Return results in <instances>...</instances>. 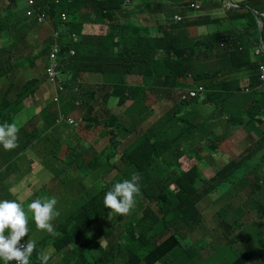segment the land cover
Segmentation results:
<instances>
[{
    "label": "trees",
    "instance_id": "16d2710c",
    "mask_svg": "<svg viewBox=\"0 0 264 264\" xmlns=\"http://www.w3.org/2000/svg\"><path fill=\"white\" fill-rule=\"evenodd\" d=\"M35 1L38 11L49 16V25L40 27V32L47 36L39 56L47 61L50 46L54 43V30L60 33L67 48L75 49L76 53L61 67L62 76L66 78L62 84L66 90L60 93L59 103L53 100L41 111L43 120L40 119V122L44 128L36 127V123L31 132L22 129L21 134L24 136L15 148L17 151L4 149L0 167L1 163L7 161L5 166H9V159L15 154H18L14 157L18 163L20 160L26 162L27 154L35 149L41 163L49 168L55 178L51 187L58 184L61 189L66 190L70 186V181L66 182L67 173L84 176L85 172L103 165L109 167L108 173L113 170L115 175L101 187L90 189L83 186L85 193L82 192V195L72 201V206L77 202L76 207L79 209L51 221L61 224L55 230L60 235L49 234L37 244L30 264H41L36 259L46 245L52 247L55 253L52 257L60 256L51 264H80V261L81 264H195L202 260L201 252L204 249L202 244H197L198 241L207 242V246L211 241L214 250V254L210 252L212 258L228 264H264V227L261 225L264 224V153L259 164V159L249 163L246 159L230 160L227 163L212 159L213 164H219L220 171L211 179L207 178L199 165L204 164L209 157L229 156V153L220 151L224 138L218 134V130L227 134L232 132V128L244 130L245 127H250L247 130L249 133H261L264 120L253 118L244 127L240 124V118H236L241 117V111L245 109L246 103L243 100L246 101V95L239 80L233 88L234 81H245L247 75H237L231 71L229 75H225L221 70L223 84L218 83V86H225V89L222 88L225 91L223 95V92L215 94L211 78L204 73H194L192 69V62L199 58L206 60L212 54L221 63L226 56L232 59L231 63L235 59L239 63H245L248 58H253L252 49L248 40L233 38L230 42L229 38L218 32L202 38H191L193 30L216 25V22H178L174 20L175 16L167 15L166 12L177 8V13H180L179 8L184 10L186 6L198 2L202 8H207L218 3L217 0H143L146 3H142V6H134V0H128L129 4L127 0ZM20 2L23 3L22 0H0V39H5L8 43L9 54L18 45L17 42L22 43L26 37L30 39L34 29L38 28L36 19L25 12L21 14L26 8L24 6L23 9H18ZM222 2L223 0L220 3ZM176 3L184 5L173 8ZM6 5V9H3ZM245 6L248 9L238 13L237 18L248 20L249 27L255 30L256 21L251 9L264 14V0H249L242 4L244 9ZM62 14L67 16L65 21L61 19ZM184 15L189 16H181ZM93 16L92 22L90 19ZM87 22L101 25L102 33L84 36L83 26ZM103 32L106 34L103 35ZM72 33H75L77 43L70 37ZM262 41L264 42V30ZM39 42L38 38L35 42L37 47L40 46ZM37 47L32 45L31 49ZM84 48L87 49L86 52ZM218 50L219 52H215ZM4 51L5 48L0 50V80L8 79L12 69ZM259 60L254 67L249 65L255 72H252L247 87L257 89L264 85L259 79L264 60L262 57ZM22 61L24 62L23 59ZM86 73L102 78L104 76L107 81L96 83L91 87L92 92H78V79ZM212 75L215 76V73ZM128 77L130 84L127 83ZM46 80V75H43L26 81L14 101H8L6 97L1 99L0 95V117L9 121L12 115L18 114L23 102L34 97ZM85 85L87 86L86 83ZM200 87L205 89L204 94L197 98L189 96L193 89ZM150 90H155L157 94L156 103H166L172 99L171 92L174 90L180 95L179 98L184 96L186 100H181L179 108L168 115L164 124L148 133H141L138 128L147 118L144 113L133 115L132 112L141 102L148 109L151 108V104L144 100V94ZM164 90L170 91L165 97L162 92ZM66 91H72L77 98L66 97ZM261 94L264 96V90ZM78 100L79 106L75 104ZM199 104L211 106L206 110L205 119L196 118L199 123L190 122V117H179L184 108L185 113H193V106ZM253 104L256 105L248 108L247 113L263 115L261 103ZM120 105L128 106L125 113L131 117V128L123 126L120 118L109 111L112 106ZM60 112L65 116L77 113V131L85 132L103 126L110 135L109 148L98 150L93 143L86 139L79 140L74 133L78 142L70 141L68 153L57 155L60 141L47 132L58 128L55 123ZM64 125L69 129L65 123L59 127ZM45 129L49 130L45 132ZM197 130L200 131L195 153L198 164L185 172L179 161L184 158L182 149L186 145L180 140L193 135ZM121 131L124 132L125 139L132 134L137 138L128 149L119 152L121 142L118 141V134ZM158 133L161 137L152 140ZM256 137L264 140V133ZM255 141L253 139L252 144ZM190 148H187V153ZM262 148H255L251 157ZM235 156L238 155L235 153ZM115 158H118L117 161H114ZM7 172L8 170L0 171L1 192L9 188L6 183ZM133 172H138L141 177V194L135 198V207L126 215L113 214L109 220L110 209L104 207V195L116 182L130 179ZM37 197L39 196L36 194L34 199ZM194 232L196 238H200L196 242H193L192 236H188V233ZM212 232L216 234L213 236ZM100 238H105L102 247L99 244ZM176 250L183 255L168 261L167 258L173 256ZM208 255L207 252L206 256Z\"/></svg>",
    "mask_w": 264,
    "mask_h": 264
},
{
    "label": "crops",
    "instance_id": "0c3cea01",
    "mask_svg": "<svg viewBox=\"0 0 264 264\" xmlns=\"http://www.w3.org/2000/svg\"><path fill=\"white\" fill-rule=\"evenodd\" d=\"M248 1L249 0H231V3H233L236 6H239L241 3H244V2L246 3ZM217 2L218 3H216V4H218V5H216L214 3L210 6L207 5L208 6L207 8H203L204 12H202L200 14L195 13L196 14L195 20L200 18V17H209L210 19L209 18L205 19L206 20L205 23H210V22H212L211 20L213 19V20H216V21H214V22H216V25H212V26H219L223 23L221 20L227 19L228 21H230L227 24V29H228L229 33L228 34H222L221 36L227 37L229 39H233L237 34H243L244 36L247 37L248 35L255 33V35L258 36L257 29L254 31L253 29L247 27V20H244V23L236 22V20H235L236 18L232 17L230 15V12H228L224 8L223 9L220 8L219 3L221 2V0H217ZM138 4L141 6L140 0H134V6L138 5ZM198 4L201 5L200 2H198ZM136 9H138V7H136ZM166 12H167V15L175 16L177 14L178 10H177V8H175L173 10H166ZM220 16H223V17L219 18ZM144 18H145V16H144ZM140 19L143 20L142 18H140ZM87 25H89L88 22L85 23L83 26V35L84 36L85 35L95 36L93 34H86L84 32V29ZM212 26H204V27H201L199 29L193 30V32L191 33V38H196L197 36L202 38V37H205L211 33H214V32H212V29H211ZM216 32L220 33V31H216ZM103 33H105V32H103ZM83 50H84V52H86L87 49L84 48ZM215 52H219V50L215 51ZM220 52H222V51H220ZM252 53H253V58L252 59L248 58L245 63H239V61L237 59H235L231 63L232 59L229 56H226V59H224V61L221 63L220 60L215 57V54H212V56L210 58H207L206 60L203 58H199V59L195 60L194 62H192V69H193L194 73H204L208 76L209 79L210 78L212 79L211 82H212V85L214 87L213 88L214 92H216L217 89H219V90H223L222 88L225 89V86L224 87L218 86V83L223 84L222 74L220 72L221 70L223 71V73L225 75H229L230 74L229 71H231L237 75H247L245 81L242 79H235L234 86H233V88H234L238 84V80H239V85L243 86L245 88L243 90V92L246 95V101H245V99L243 100L246 103L244 106L245 109L241 111L242 112L240 115L241 117H239V116L236 117V118H240V121H241L240 124L244 125V127L248 123V121L252 120L253 118H261L262 120H264V113H262L263 115H261V114L257 115V113H254L251 115V114L247 113V111H246L248 108L254 107L256 105V104L254 105L253 103H261V105H262L261 110H263V108H264V96H263V94H261L264 89L258 90V89H254L252 87L246 86V84L248 85L250 83V79L252 78L251 77L252 72H255V70L251 69L249 65L250 64L253 65L254 63L260 61L258 59L260 56L256 55V50L253 51ZM263 60H264V58H263ZM213 73H215V76L212 75ZM3 79H7V78H3ZM3 79L0 80V88L3 84H5L3 82ZM140 80H141V78H140ZM105 81H107V80L104 78V76L102 78L101 76H98V75H92V73L83 74L80 77V79H78V82L83 83L84 85L86 83L87 84L86 87L88 89L90 88L89 90L91 92H92L91 87L97 85L96 83H104ZM20 88L17 89L16 94L18 93ZM41 88L42 89L47 88L46 92H48L50 95L49 100H47L46 102L42 101V98L45 96L46 93L44 95H42L41 93L36 94L34 97L26 99L23 102V107L25 109L26 114L28 116H30L28 118V121L30 119H32L33 117H35L36 120L34 121V125L37 123L36 127L43 129L44 126L40 122V118H41L40 114H41L42 109L45 108L46 106H48L49 103H51L54 100L55 91H54L53 86H51L49 83H44ZM149 92H150L149 94H148V92H146L144 94V100L147 102V104H149V105L151 104V108L148 109L146 107V105H143V106H144L145 111H146V114H144L147 118V120H145L146 124H150L151 126L146 128V129L145 128L142 129L144 131V133H148L149 130H155L156 124H158V126H160L166 120L168 115L176 109V106H177L176 102L156 103L155 100H157V94H156L155 90H150ZM0 95H1V99H3L4 97L7 98L6 94L4 96H2V94L0 93ZM153 95H155L154 99L152 98ZM10 99H11L10 97H9V99L7 98L8 101H14V100H10ZM40 99H41V102H40ZM158 104H159V106H157ZM141 105H142V102H141ZM167 107H169L168 112H167ZM183 107H180V108H183ZM177 108H179V107H177ZM193 108H194L192 111L193 113H191V116H190V119H191L190 122L196 121L199 123V121L196 120V118L198 117L200 119H205L207 116L206 110L211 108V106L209 104L206 106L199 104L198 106H193ZM127 109H128V106L126 105L124 108L123 114L120 116L126 115L127 127L129 128L130 127L129 121H131V117L127 116V114L125 113V111ZM30 110L32 111V113H30ZM109 111L111 112V110H109ZM182 112H185V111L182 110ZM113 115L114 116L116 115L117 117H119L116 113H114ZM70 116L77 119V113L76 112H73ZM158 117H160V118L158 120H156ZM16 119H20L21 122L17 123ZM28 121H27V123H28ZM5 122H8V123L16 122L17 123V125L19 127V133H18V144H19L20 139L23 138V136H24V134H21V130L27 129V123L25 124L24 120H23V111H21L20 113H18L16 115H12L10 117L9 121L7 118L0 117V124H3ZM65 126L66 125L58 127L57 129H54L52 131L49 130L47 132V134L53 133L60 141V147H59L58 152L56 153L57 155H66L68 153V146L71 144L70 141H73L74 143L78 142L77 138L73 136L74 133L79 138V140L86 139V141L93 143L94 146L98 150H106L110 146V143H111L110 142V135L108 133H106V129L101 125L97 129H93V130H89V131H85V132L79 131V130L77 131V130L70 128V127H69V129H67ZM143 126H145V124L142 125V127ZM237 129L238 128H232V132L227 133V134L223 133L222 131H218V134H221L222 136L227 137V136H230L232 133L238 131ZM262 129L263 130L261 131V133H264V125L262 126ZM244 132H245V136L242 137L241 140H239L238 144L236 145V149L234 148L235 149L234 151L231 150L230 152H228L229 156H222L221 155V156H218V158L210 157L208 159V165L212 159H215V161L223 160V162H226V163L230 160L242 161V159H246L248 163L251 162L250 158H251L252 154L247 155V157L246 156L242 157V156L244 155L246 150L250 151V153H253L255 148H258V147L262 148V146H264V140H262L259 137H256V136H261V133L258 131H255V132L251 131L249 133V132H246V130L244 129ZM124 135L125 134L123 131H121L118 134V141H120L121 143H122V140H125ZM160 137H161V135L158 133L157 137L156 136L152 137V140L159 139ZM199 137H200V131H198V130L195 131L193 133V135L190 134V135L186 136V138L188 140L184 139V141H185L184 144L186 145V147L183 148L182 151L185 152V151H187L188 147H191L188 150V153L189 152L196 153L197 148H198ZM128 138H136V137L134 134H132L131 137H128ZM253 139L256 140L254 142V144H252ZM120 148H121V145H120L119 149ZM13 151H17V149L16 150L13 149L11 152H13ZM32 151H33V159H32L33 162H30V164L32 166L31 171H33V170L35 171L38 169V167H40L41 170H43L45 172L44 173L45 176L50 177V178H48V182L46 183L45 186L39 187L38 190L36 192L34 191V194H32L33 199L36 196V194L39 196L37 198H43L44 196H41L38 193L39 192L42 193L44 188L45 189L51 188V182H52L51 180L54 178V176L51 174L49 168H46L41 163V161L39 160L40 158L37 157L34 150H32ZM4 152L5 151H4L3 146L0 145V157H2L4 155ZM188 153H187V155H189ZM228 153H226V154H228ZM235 153L238 156H235ZM233 154H234V156H233ZM149 155H150V151H148V153H147L148 158H149ZM15 156H18V154L13 155L9 159V162H11V164L8 166V172L6 175V183L9 185V188L3 189L2 192L0 191V200H4V199L12 200V199H16L17 196H19L20 199L23 200L22 197L20 196V194L24 195L23 197H28L29 193L27 191L33 193V191L30 189V187L26 183V181L19 182L22 178L23 179L28 178L29 176L26 177L25 173H23L21 171V167H22L21 165H23L25 162L23 160H20V163H18L16 160H14ZM27 157L28 158L30 157L29 153L27 154ZM240 158H241V160H238ZM115 159L117 160L118 158H115ZM258 159L260 162L263 160L262 156ZM206 162L204 163L205 165H206ZM6 164H8V161L6 163H1V167L5 166ZM35 164H36V166L34 167ZM43 168L44 169L46 168L45 169L46 171ZM160 176L161 175H159V177ZM10 188L15 189V193L10 192L9 191ZM24 190H26V192H24ZM29 228H30L29 237L26 240H25L26 236L24 238H22V240H21L22 244L25 243L29 238L35 242V237L32 233L34 231V227L29 225ZM43 239H41V240L39 239L38 242H35V244L36 245L39 244ZM53 254H55V253H53ZM52 255H51V259L48 261V264H51L52 262H55V259L57 261L60 258L59 255L53 256V257H52ZM36 260H39V259H36ZM0 264H3V262L0 261Z\"/></svg>",
    "mask_w": 264,
    "mask_h": 264
},
{
    "label": "rangeland",
    "instance_id": "374dc122",
    "mask_svg": "<svg viewBox=\"0 0 264 264\" xmlns=\"http://www.w3.org/2000/svg\"><path fill=\"white\" fill-rule=\"evenodd\" d=\"M2 1H6V0H2ZM23 1V0H22ZM8 3V1H7ZM127 3L129 4V1L127 0ZM142 3H146L145 1L141 0V6ZM1 4L3 5V2H1ZM180 4L184 3H177V4H173V8L175 6H178ZM13 6V5H11ZM6 6H3V9H6ZM14 7V6H13ZM24 8V2L21 3L18 7V9H23ZM166 9H169L168 7H166ZM25 10H23L21 12V14H24ZM179 12L184 13L185 10H183L182 8H179ZM230 15L232 17H236V22L238 23H244V20L246 19H242V18H237L238 13L236 11H232L230 13ZM223 16H220L219 18H221ZM93 17H91L90 21L93 22ZM175 21H178L174 18ZM226 20V21H225ZM212 22L216 21V20H211ZM223 23L219 26H213L212 28V32H216V31H220V35L222 34H228V29H227V24L230 22L227 19H223L221 20ZM225 21V22H224ZM232 23V22H231ZM89 25H87L84 29V32L86 34H93V35H100L102 33V29L103 27L101 25H91L90 22H88ZM233 24V23H232ZM247 27H249V21L247 20ZM250 28V27H249ZM259 28V25L256 23V29ZM41 28H35L30 39L29 38H25L23 40L22 43L17 42V46L14 48V50L12 51L11 54L8 53V43L5 42V39H0V50H2L3 48H5L4 51V55L6 58H8L10 60L12 69L10 71V74L8 76V79H3V82L5 84H3L0 88V93L2 94V96H4L6 94L7 98L9 99V97L11 98L10 100H14L16 97V92L17 89L20 88L26 81L32 79L33 77H37V78H41L43 75H45V68H46V62H44V58L39 56V52L42 49V44L44 43V40L46 38V34L43 32H40ZM40 32V33H39ZM39 34V35H38ZM105 33H103V35H105ZM38 36V37H37ZM38 38L40 39L41 42H39L40 46L37 47L35 42L36 40H38ZM35 45L34 50L31 49V46ZM29 56V58L27 59V57ZM22 59L24 60V62L22 61ZM29 60H31L29 62ZM33 64V65H32ZM61 79V78H60ZM64 79L66 80V78L64 77ZM48 81L46 80V83ZM49 83V82H48ZM127 83L130 84L131 80L128 77L127 78ZM44 84V83H43ZM42 84V85H43ZM41 85V87H42ZM83 86V87H82ZM39 88V90L36 92V94H42L45 96L42 98L43 102H46L47 100H49V93L46 92L47 88ZM77 91L80 92L82 90H85L86 92H90V90L86 87V85H84L83 83L78 82L77 85ZM66 90V89H65ZM64 90V91H65ZM80 90V91H79ZM148 94L150 93L149 91H147ZM164 93V96H166V94L170 91L169 90H164L162 91ZM56 93V90H55ZM172 95V99H169L167 102L169 101H174L177 103L176 109L180 103L179 100V94L176 93V91H172L171 92ZM65 96L69 97V98H77L73 96V92L71 91H66L65 92ZM79 96V95H78ZM99 96H102V94H99ZM152 98H155V95L152 96ZM41 102V99H40ZM77 103V101L75 102ZM172 106V105H171ZM111 107V106H110ZM124 108L125 106L120 105L119 107H115L112 106L111 107V112L112 114L116 113L120 118V122L123 126L127 127V118L126 115L125 116H120L123 114L124 112ZM24 107H22L21 111H23V120L24 123L26 124L28 121V118L30 116H28L25 112ZM186 108H184L185 111ZM34 110V109H33ZM169 110V107H167V112ZM20 111V112H21ZM19 112V113H20ZM30 113H32V111L30 110ZM136 113L138 115H141L142 113L146 114L145 108L143 105L139 104L137 106V109H135L132 114L136 115ZM254 113V112H253ZM191 116V113H185V112H181L179 114V117L181 118H188ZM39 118V117H38ZM160 117H158L156 120H158ZM41 120H43L42 118H40ZM36 120L35 117H33L32 119H30L27 123V131L31 132L34 129V121ZM17 123L21 122L20 119H16ZM237 122V121H236ZM142 127V125H144ZM164 124V122H163ZM150 124H146V121H142L141 126H139V130L141 131V133H144V131L142 129H146L148 127H150ZM158 126V124L155 125V128ZM131 128V125L130 127ZM250 127H245L244 129L246 130V132H248L247 130ZM49 130V129H45V132ZM221 131V130H218ZM53 134V133H52ZM54 135V134H53ZM55 136V135H54ZM142 136L139 135V137ZM245 136V132L243 129H238V131L232 133L230 136L224 137V141L221 143V152L222 153H228L231 150H235L236 149V145L238 144L239 140H241L242 137ZM137 138V137H136ZM136 138H127L125 140H122L121 143V148L119 149L120 152H122V150L124 149H128L136 140ZM187 139V138H186ZM180 142L184 143V139L180 140ZM236 142V143H235ZM235 143V144H234ZM235 148V149H234ZM239 149V148H238ZM36 153L37 152L35 149H31L30 150V157L27 158L26 162L22 165L21 167V171L23 173H25L26 177L29 176L28 178H22L19 182H23L26 181V183L29 185L30 189L33 191V193L27 191L29 193L28 197H23L24 195L20 194V196L22 197L23 201H24V206L26 207L28 203H30L32 200H34L32 198V194H34V191L36 192L38 190L39 187L41 186H45L46 183L48 182V178H50L49 176H45V172L43 170H41L40 167H38L37 170H32V166L30 164V162H33V151ZM184 153V159H182L181 163H182V167L183 170L186 172L188 171L192 166L197 165L198 161L196 159L195 153L194 152H189L188 156H187V151L183 152ZM264 153V149H262L260 152L256 153L253 157L250 158V160H258V157H260L261 155H263ZM250 151L246 150V152L244 153V156L247 157V155H250ZM93 154L90 155V157H92ZM218 156L220 155H216L215 157L218 158ZM210 158V157H209ZM208 158V159H209ZM208 159L205 164H199L201 165L202 169H203V173L207 176V178L211 179L213 178L219 171V164H217V162H215L213 164V160H211V162L208 165ZM238 160H241L238 159ZM244 160V159H242ZM114 161H117L116 159H114ZM260 161L257 162V164H259ZM36 166V164L34 165V167ZM2 168V169H1ZM0 168L1 170H8V166H2ZM44 169V168H43ZM45 170V169H44ZM109 170V167L107 165H103L97 169H93V170H89L87 172H85L84 176L81 174L79 176H72L69 173H67L66 175V182L69 183L70 181V186L68 188H66V190L61 189L60 186L54 185L51 187V189L49 188H44V190L42 191V193H38L41 196H47V197H55L58 201L57 205H56V209L59 211L60 215L59 216H64V215H68L70 213H75L79 207H76L78 205V203H75V206H72V201L79 197L80 195L84 194L85 192H83V186L88 187L90 189L96 188V187H101L103 186V184L110 180L112 178L113 175H115V172L112 170L111 172L107 173ZM46 171V170H45ZM55 178H53L52 180H54ZM51 180V181H52ZM66 191V192H65ZM24 192H26V190H24ZM83 192V193H82ZM82 193V194H81ZM11 199V198H10ZM58 216V217H59ZM57 218V217H56ZM55 218V219H56ZM54 226V229L56 230L61 224H59L58 222H51ZM29 225L34 227V231L32 232L34 237H35V242H38V240L43 239L45 237H47L49 235V233L46 230H40L36 227V224L34 222V220H32L31 218L29 219ZM261 225L264 227V224L261 223ZM196 232L194 233H188V236H192L193 238H191L193 240V242H196L197 239H200L199 236L196 238L195 236ZM216 233L212 232V235L214 236ZM29 237V235H27L25 237V240ZM101 240V238L99 239V241ZM105 244V243H104ZM197 244H202V246H204L203 251L201 252V261L200 262H196L195 264H228V262H223L222 260L220 261L218 258H212L213 255H208L206 256L207 252H212L214 254V250H213V243L211 241H209V246H207V242H203V241H198ZM42 251H48L51 253V255L54 253L53 249L50 245H46L45 247L42 248ZM216 251V250H215ZM209 254V253H208ZM183 255V253L179 252L176 250L175 254L169 258H167L168 261H172V260H176L178 258H180ZM56 261V259H55ZM2 262V261H1ZM81 264V261H80Z\"/></svg>",
    "mask_w": 264,
    "mask_h": 264
},
{
    "label": "clouds",
    "instance_id": "9594fccd",
    "mask_svg": "<svg viewBox=\"0 0 264 264\" xmlns=\"http://www.w3.org/2000/svg\"><path fill=\"white\" fill-rule=\"evenodd\" d=\"M23 2L26 8L25 13L27 14V6L25 3V0H23ZM229 2L232 7H230V5L227 4L225 0H223L222 3H219L220 8L221 9L224 8L230 13L231 11H236L237 13H243L245 12L246 9H248V6H245V9L242 7V4H244L245 2L241 3L239 6H236L233 3H231V0H229ZM35 4H36V1H35ZM195 5H198L200 7L198 11L195 9H191V5H188L184 8L185 10L184 13L180 12L175 15V19L178 20V22L194 21L196 14H200L204 12L201 5L199 4H195ZM35 9H36V13L31 15L30 17H32L33 19H36L38 27L40 28L41 26L49 25V21H48L49 16H47L45 13H40L38 11L39 10L38 8L35 7ZM251 12L254 15L256 23L259 25V28L257 29L258 36L255 35V33L248 35L247 37L244 36L243 34H237L234 38H242V39L248 40L249 47L252 49V52L256 50V55L264 58V42L262 41V35H263V30H264V14H259L253 9H251ZM182 14H188L189 16L184 15L182 17L181 16ZM207 18L209 17H200L196 19L195 21L206 22L205 19ZM57 33L59 32L57 30H54V34H53L54 43L50 46L49 54L46 58L47 61H44V62H46V68H47L48 65H50V62H49L50 52L53 50L54 47L57 46L59 48V68L58 70H59V77L61 78L59 80V83L62 84L65 81V79L62 76L61 67L64 65L65 62L69 61L73 56H75L76 52H75V49H71L70 47L67 48V46L64 44L62 40V36L60 35V33L59 34ZM259 33H261V36L259 35ZM82 34H83V31H82ZM74 36H76L75 33L70 34V37L74 38ZM75 40L76 38H74V41ZM229 41L231 42L233 41V39H229ZM75 42L77 43L78 39ZM71 51H74V55H71ZM257 63L258 62L254 63L253 67ZM46 68H45V75L48 81ZM49 84L53 86L50 82ZM53 88L55 91L56 87L53 86ZM257 89L258 90L264 89V85L258 86ZM64 90L58 92V95L55 93L54 101L59 103L60 93L64 92ZM218 92H223V95L225 93L224 90L217 89L215 94H217ZM191 93H195L196 97L194 98H197L199 95H202L205 93V89L202 87L195 88L189 93V96ZM182 99L183 101L186 100V98L183 96V98H179L180 103ZM75 104L79 106L80 100H78L77 103ZM60 116H63L65 118V121L62 123H58V119L60 118ZM59 118L57 119L55 123V126L57 127H59L60 125L64 123L73 129H77L79 127V122L77 121V119L71 116H65L63 115L62 112H60ZM68 118L74 119L77 122V126L70 125L67 122ZM52 130L54 129H51V131ZM18 133H19V127L16 122H13V123L5 122L3 124H0V145H2L5 150L15 149L16 147H18ZM180 161H179V165L181 166ZM140 180H141V177L139 173L133 172L130 179H124L121 182H116L105 193L104 198H103V204L105 208L110 209L109 217H108L109 220L113 214L126 215L135 207V204H136L135 198L141 194ZM9 191L12 193H15V189L10 188ZM57 203L58 201L55 197H47V196L32 200L30 203L27 204L26 207L24 206V201L21 200L19 196H17L16 199H12V200H9V199L0 200V261H2L3 264H30V259L36 248V244L30 238L25 243L23 244L21 243L22 238L29 235L30 233V228H29L30 218L34 220L36 227L38 229L46 230L52 236L60 235L58 232L55 231L54 226L51 223V221H53L56 217L60 215L59 211L56 209ZM104 243H105V238H102L99 241L100 247H102ZM208 253L210 255L209 251ZM50 256H51L50 252L41 251L38 255V259L41 261V264H48Z\"/></svg>",
    "mask_w": 264,
    "mask_h": 264
},
{
    "label": "built area",
    "instance_id": "2783aa9c",
    "mask_svg": "<svg viewBox=\"0 0 264 264\" xmlns=\"http://www.w3.org/2000/svg\"><path fill=\"white\" fill-rule=\"evenodd\" d=\"M26 6H27V14L29 16L33 15L36 13L35 9V1L34 0H25ZM191 9L199 10L200 7L198 5H191ZM61 19L65 21L67 19L66 14L61 15ZM59 34V33H57ZM77 41V39L75 40ZM71 55H74V51H71ZM49 62L50 65L46 68L47 76H48V81L56 87V94L58 95V92L63 91L64 87L61 83H59L60 77H59V48L56 46L53 48V50L50 52L49 55ZM260 81L264 83V65L260 67ZM59 83V84H58ZM190 97H196L195 93H191ZM58 98V97H56ZM57 100V99H56ZM65 121V118L63 116H60L58 119V123H62ZM67 122L72 125V126H77V122L72 119L68 118Z\"/></svg>",
    "mask_w": 264,
    "mask_h": 264
},
{
    "label": "water",
    "instance_id": "95a60500",
    "mask_svg": "<svg viewBox=\"0 0 264 264\" xmlns=\"http://www.w3.org/2000/svg\"><path fill=\"white\" fill-rule=\"evenodd\" d=\"M225 2H226L227 4H229L230 7H232L231 4H230V2H229V0H225ZM259 35L261 36V33H259Z\"/></svg>",
    "mask_w": 264,
    "mask_h": 264
}]
</instances>
